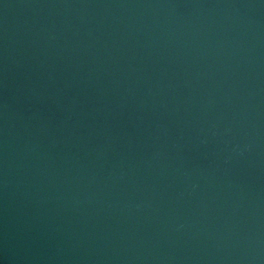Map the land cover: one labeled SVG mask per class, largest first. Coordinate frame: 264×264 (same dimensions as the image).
<instances>
[{"label": "water", "instance_id": "water-1", "mask_svg": "<svg viewBox=\"0 0 264 264\" xmlns=\"http://www.w3.org/2000/svg\"><path fill=\"white\" fill-rule=\"evenodd\" d=\"M0 264H264V0H0Z\"/></svg>", "mask_w": 264, "mask_h": 264}]
</instances>
